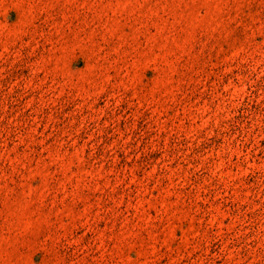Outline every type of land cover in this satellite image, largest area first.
<instances>
[{"label":"rangeland","instance_id":"374dc122","mask_svg":"<svg viewBox=\"0 0 264 264\" xmlns=\"http://www.w3.org/2000/svg\"><path fill=\"white\" fill-rule=\"evenodd\" d=\"M0 264H264V0H0Z\"/></svg>","mask_w":264,"mask_h":264}]
</instances>
